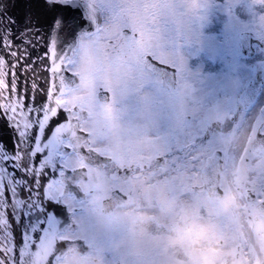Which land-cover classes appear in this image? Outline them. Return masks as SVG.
Listing matches in <instances>:
<instances>
[{
	"label": "flooded vegetation",
	"instance_id": "1",
	"mask_svg": "<svg viewBox=\"0 0 264 264\" xmlns=\"http://www.w3.org/2000/svg\"><path fill=\"white\" fill-rule=\"evenodd\" d=\"M257 3L235 9L248 17L240 29L264 37ZM111 17L81 51L77 79L61 97L86 136L83 154L68 153L56 185L66 208L56 239L71 246L56 264H213L202 262L208 218L218 243L231 236L213 260L264 264V49L253 41L242 77L210 91L188 67L215 72L218 64L159 51L178 73L151 75L143 57L155 42L144 33L128 41L124 24L139 21ZM92 51L106 67L80 66Z\"/></svg>",
	"mask_w": 264,
	"mask_h": 264
},
{
	"label": "snow or ice",
	"instance_id": "2",
	"mask_svg": "<svg viewBox=\"0 0 264 264\" xmlns=\"http://www.w3.org/2000/svg\"><path fill=\"white\" fill-rule=\"evenodd\" d=\"M254 7L264 16V0ZM232 14L248 19L236 9ZM105 15L122 23L127 17L139 21L124 24L128 41L150 35L156 50L143 60L151 75L178 73L175 60L162 61L159 51L218 64L215 72H205L202 64L188 67L210 91L226 77H242L253 41L264 49V37L238 28L229 16L219 33H209L217 16L199 9L194 14L187 0H0V264H24L27 252L64 223L66 208L56 185L66 174L71 144L65 129L70 116L61 97L77 79L81 51L95 42Z\"/></svg>",
	"mask_w": 264,
	"mask_h": 264
},
{
	"label": "rangeland",
	"instance_id": "3",
	"mask_svg": "<svg viewBox=\"0 0 264 264\" xmlns=\"http://www.w3.org/2000/svg\"><path fill=\"white\" fill-rule=\"evenodd\" d=\"M250 0H187V6L190 10L193 11L195 14L196 10L199 9L201 14L203 15H208L210 12L213 13L217 18L213 21V23L208 27L207 31L209 33H219L225 20V16H229L232 20L235 21V24L238 28L240 26L245 25L246 21H241L239 20L235 15L232 14V10L236 8V6H239V4H244L248 3ZM96 3L98 4H105L109 2V0H95ZM241 7V6H240ZM242 8V7H241ZM240 13L241 12L238 10ZM118 22H121L120 19L118 18H113ZM127 20H134V17H127L125 18ZM81 59V54L79 56V60ZM81 67H86V68H92V67H106V61L104 56L102 57L101 55L94 54L92 51L89 55H87L84 58V62L80 65ZM103 84V82H100ZM105 84V83H104ZM97 128H95L93 131H96ZM210 218L207 219L203 225L204 231H202V251L206 252V254L209 256L208 259H205V257H208L206 255H203L202 253V262L204 261H210L213 264H223L217 260H213L216 255V259H219L217 257V254L220 253L221 248H223L224 245L230 243V238L231 236L226 235L224 236L223 240L221 243H218L217 240L219 239V232H214L213 230L210 229H215L211 225V220ZM227 222V221H226ZM211 226V228H210ZM241 240L243 241V244L247 245L249 238L247 236H240ZM234 248V247H233ZM243 249V246L239 250V255L241 256V250ZM233 252V251H232ZM225 260H230V259H225ZM240 262V260H239Z\"/></svg>",
	"mask_w": 264,
	"mask_h": 264
},
{
	"label": "water",
	"instance_id": "4",
	"mask_svg": "<svg viewBox=\"0 0 264 264\" xmlns=\"http://www.w3.org/2000/svg\"><path fill=\"white\" fill-rule=\"evenodd\" d=\"M67 125L65 126V129L71 137L73 150L80 152L81 142L74 136L77 125L72 124L70 129H67ZM62 224L63 223L54 225L49 232L45 234L40 246L37 249L27 252L24 264H55V260L70 248L69 243L66 242L65 244H67V246H65L64 244L58 243L55 239V235L61 228Z\"/></svg>",
	"mask_w": 264,
	"mask_h": 264
}]
</instances>
